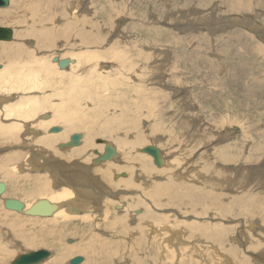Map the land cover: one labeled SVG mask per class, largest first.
Segmentation results:
<instances>
[{
    "label": "rangeland",
    "instance_id": "374dc122",
    "mask_svg": "<svg viewBox=\"0 0 264 264\" xmlns=\"http://www.w3.org/2000/svg\"><path fill=\"white\" fill-rule=\"evenodd\" d=\"M16 1L10 0V5L0 7V11L3 9L6 11L5 9L13 7ZM22 1L24 2V0ZM30 1L32 0H25L26 4L22 2L25 6L22 10L28 9L25 14H30L32 11L30 12L29 8L36 3L39 6L37 15L40 14L41 18L48 15L51 19L53 15L54 18L56 17V20L53 18L54 22L52 23V25L55 24L56 31L54 25L50 27L55 40L53 39L52 45L49 48H44L46 50L43 52H59L66 57L73 56L81 62L80 69L78 68L75 73L72 70V73L70 71L61 72V67L58 65L59 68L56 67L54 72V87L47 86L41 91L36 88V91H40L44 95L52 94L54 100L49 105L55 109L64 108L74 112L77 110H80L81 113L86 112L84 117L87 120L94 119L96 115L97 120L93 121L96 122V126L105 128L108 122L110 127L116 129H112L109 137L98 134L92 139L96 145L95 148L101 146V143L97 142L99 139L105 140L106 138V141L113 142L119 153V157L113 159L115 162L106 160L95 165L91 159L88 164L85 161L84 163L94 166L89 169L92 178L97 176L95 170H104L105 166L110 167L111 170L115 168L112 165H118L117 167L121 168L122 171L117 168L112 170L110 179L103 180L102 184L99 181L97 183L104 184V187L102 186L104 191L99 190L102 196L101 202L108 199L115 202L114 207L116 204L121 206V208L112 207L110 219L113 216H124L126 225L129 227L127 229H130L133 234L129 242L132 240L134 242L130 248L131 244L126 237L127 232L121 228L116 233L111 228L104 229L102 227L99 229L96 225L91 228L79 218L62 220L60 216H30L7 209L4 206L5 198H16L25 204L34 201V198L28 194L34 189L32 183L36 182V176L40 172L33 171L34 167L29 164L31 172L27 171L28 173L25 172V175L19 172L16 177L3 180L0 176V180L7 185L6 191L0 195V245H2L0 248L11 249V254L7 255L8 257L0 253V264H10L19 254L41 248L51 252L49 258L38 264L46 263L56 253V247L39 246L36 239L44 237L43 232L53 229H55L54 237L52 236L50 239L58 241V252L64 251L66 245L68 248L74 244L78 245L81 242L78 240L80 234L90 231L109 242L112 241L113 244L119 242L120 248H123L121 254L115 256L110 264H166L169 258H166L165 252L163 256V247L161 248L159 242L154 243L153 239L148 237L150 236L149 232L153 229L149 226L148 219L145 218L148 212L157 215L156 220L157 223L162 224L160 226L162 230L165 227H170V232H172L170 233L168 228V232H166L167 229L160 230L159 234L164 233L169 237L170 233L172 235L170 238L175 240L180 237L177 234L180 231L186 233H183L186 239L182 242L181 247L186 245L187 249L182 250V253L181 250L179 251L180 246V248L178 246V248H174L175 253L177 254L178 251V254L172 260L174 263L168 264H191L193 261L195 264H264V0H247L251 3V5H246V7H250V11L246 9V12L240 14L237 13L241 11L232 10L230 5L227 7L224 0H187L185 2H177V0H168V2L167 0H54V3L53 0H35L29 3ZM196 3L202 10L204 9L203 16L199 17L194 13ZM72 8H75L76 11ZM190 8H193L192 11ZM209 12L211 14H208ZM206 15L207 17H205ZM184 16L192 20L191 22L194 24L198 23L191 27L188 24V27L181 29L177 24L189 20L183 19ZM1 22L5 23V21ZM95 24L99 29L94 28ZM0 25L11 27L14 31L18 27L17 24ZM195 26L197 27L195 28ZM84 39L88 41H84ZM13 41H19L16 40L14 34L12 41L3 43L10 44ZM27 42H29L28 39ZM43 42L45 43V39ZM37 44L40 46V42L37 41ZM194 45L196 48L193 47ZM258 45L260 48L262 47V51L259 50ZM145 47L147 48L145 49ZM186 52L189 54L187 55ZM3 66L2 61L0 68ZM156 67L160 68L153 69ZM78 74L83 80L79 81L78 86L75 87L73 78ZM62 75L71 76V81L61 80ZM154 76L156 79L153 81L152 77L154 79ZM111 78L117 80L113 87L110 84ZM103 86L105 90H103ZM52 89L55 91L51 92ZM17 93H14V96L20 97L21 92ZM78 93L90 94V96L81 100V108L77 109L72 95ZM61 100L65 102H61ZM107 101L108 103H106ZM125 105L128 107L123 110ZM98 108L101 111L99 109L96 113L95 110ZM48 110L50 111L48 113L52 115L54 110L52 108ZM127 110H129L128 113ZM120 121L122 123H119ZM90 122L92 121L85 122V125L89 127ZM55 126H61L62 129L65 127L63 124ZM78 131L70 132L69 136ZM80 131L85 134V131ZM256 132L260 133L259 137ZM122 137L125 140L128 139L127 142H135L130 144L128 149L125 144H119V138ZM20 140L15 144L0 143V157L8 158L14 155L17 150L19 153L31 152L34 144L23 140V137ZM138 140L141 141L136 143ZM104 144L102 143V147ZM148 144H156L163 151L165 171H160L163 168L154 164L152 156L140 151V148ZM229 146L232 149L229 151L233 153V158L230 162L223 161L221 157L224 149ZM47 149L54 151L53 147ZM57 149L62 153V150L58 147ZM90 151L87 149L85 152L87 156L91 155L92 157L93 152L90 153ZM130 156L131 159L137 161L134 160L132 164L131 159H128ZM139 156L143 157L144 161H141ZM138 161L146 163L151 172L141 173ZM169 161H173V166L167 165ZM109 162L110 164H108ZM207 162L213 164L214 175H211L213 171L204 170L208 167ZM224 162L226 163L224 164ZM202 165H204L203 168H201ZM151 166L152 169H161L152 170ZM196 169L201 180L197 176ZM178 172L181 176L177 175ZM129 173L133 175L130 176ZM143 174L144 176H142ZM207 175L219 177L218 179L225 178L227 186H222L220 180L215 182L209 179V181L203 182L202 179L207 178ZM125 180H128L127 182L133 186H126L127 182H125L123 186L112 187L116 182L119 184ZM165 181L166 183H164ZM50 183L52 186L49 187L50 194L55 195L58 192V187L55 186L51 177ZM155 185H158L156 188L166 187L163 195L149 196L148 188L154 191ZM143 190L148 191L145 193ZM208 195L211 198L213 195H219L218 200L223 207H220L218 203L214 204ZM131 196L133 197L131 198ZM34 197L35 200L41 198V196ZM140 207L145 208L140 209ZM132 214L134 218H132ZM148 218L150 217L148 216ZM137 219L139 220L137 221ZM175 220L177 223L174 222ZM8 222L21 228V236L13 234L8 229ZM102 230L111 233L112 237L109 234H103ZM7 232L9 237H7ZM147 232L148 234H146ZM223 234L225 235L219 240L217 236ZM27 240H32L33 243H28ZM177 242H181V238ZM174 244L176 247L177 243ZM214 247L215 249H213ZM133 248L135 251H132ZM81 252V250H77L69 254L64 259V264H70L69 260L78 255L83 256L84 261L81 264H84L86 256ZM185 260L189 262L186 261V263Z\"/></svg>",
    "mask_w": 264,
    "mask_h": 264
},
{
    "label": "bare ground",
    "instance_id": "6f19581e",
    "mask_svg": "<svg viewBox=\"0 0 264 264\" xmlns=\"http://www.w3.org/2000/svg\"><path fill=\"white\" fill-rule=\"evenodd\" d=\"M29 1V0H28ZM35 0L30 1L34 2ZM155 1V0H154ZM185 2L187 0H177V2ZM22 0H17L16 2H14V6L11 8H7L5 9L6 11H0V24L2 25H15L17 24L18 27L15 29L14 31V37L16 38V40L19 41H13V42H9L10 44H6L3 43L4 41H2V43H0V62L3 61L4 66L2 68H0V143H19V141H21V137H23V140H27L29 143L31 142L32 144H34L33 149L31 150V152H26V153H19L18 150L17 152H15L14 155L9 156L8 158H2L0 157V176L3 179H9L10 177H16L18 175V173L20 172L21 174L25 172L28 173L27 171H30V167L29 164L34 167L33 171H39V175L36 176V182L32 183V187L34 188L33 190H31L29 192V196H32L34 198V201L32 203H26V208H29L36 200L35 197L41 196V198H46L48 199L51 203H56L59 205V208L51 215V217H56V216H60L62 218V220H71V218H79L81 220H83V223H85V225H89L91 228H93V225H96L97 228L101 229L102 227L105 228H111L113 232H116L119 228L126 230V237L128 239V242L131 238V236L133 234L132 231H130V229H127V225H126V219L124 216L121 215V217H114L112 219H110V215L112 214V210L114 207V203L110 200H106L104 199L103 202H101V194L100 191H104L103 185H99V182H103V180H107L110 179L109 176L112 175L111 171L115 170V168L119 169L120 171L121 168L117 167L118 165H112L115 168H112V170L109 168H107L106 166L104 167V170H95V175L98 176V178L96 179L97 176H95L94 178H92V176L90 175V171L89 169H92L94 166H88V162L89 160L92 159V163L93 160L96 156V153L93 152V148L96 147V145L92 142V139L94 138V136H98V134L104 135L106 137H109L110 134L112 133V129L114 127H110L108 122L105 128H100L98 126H96V122L94 123L93 121L97 120L94 116V119H89L87 120L85 116V113H81L80 110L74 112V111H70V110H66L64 108H60V109H55L53 106L49 105L52 103V101L54 100L52 97V94H48V95H44L42 93H40L41 90L45 89L47 86L49 87H54V83H55V76H54V72H55V68L58 67V63L59 60L62 59H68V64L67 66L63 67V69L60 68L61 72H66V71H70L72 73H75L78 71V68L80 69V60H76L75 57L73 56H63L62 53H46L43 52V50H46L44 48H49L50 45H52L53 42V31L50 27H52L53 25L55 26V24L52 25V23L54 22V20H56L54 18L51 19V17L48 15L47 17L44 16L45 18H41V16L37 15V11L39 6L34 3L29 9H30V14L26 13V11H23L22 8L25 7L23 5V3L26 4L25 0L22 3ZM47 2V1H46ZM54 3V0L52 1ZM166 2V1H165ZM168 2V0H167ZM176 2V1H175ZM176 2V4H178ZM13 4V3H12ZM224 4L229 7V5L231 6L232 10H236V11H241L238 12L237 14L240 13H244L246 12V9H248V11H250V7H246V5H251V3L247 0H224ZM10 5V4H9ZM78 6V5H77ZM76 6V7H77ZM75 7V6H74ZM190 7V6H189ZM196 10H195V14L197 16H203L205 14L204 9L202 10V8L200 6L197 5L195 6ZM244 8V11H243ZM26 9V8H24ZM73 9V8H72ZM75 10V8L72 10ZM191 9V8H190ZM188 9V10H190ZM193 9V8H192ZM191 9V11H192ZM216 10V8H215ZM218 10H220L218 8ZM47 11V9H46ZM76 11V10H75ZM222 11V10H221ZM40 12V11H39ZM70 12V11H69ZM70 12V13H71ZM213 12V10H212ZM218 12V11H217ZM233 12V11H232ZM255 12V11H254ZM48 13V12H47ZM193 13V14H194ZM248 13V12H247ZM251 13V12H249ZM257 13V12H256ZM50 14V13H48ZM192 15V13H190ZM203 14V15H202ZM208 14H211V12H209ZM216 14V13H215ZM98 15V14H97ZM96 15V16H97ZM220 15V14H219ZM255 15V14H253ZM259 15V14H258ZM42 16V17H43ZM189 16V15H188ZM215 16V15H214ZM213 16V17H214ZM217 16V15H216ZM232 16V15H231ZM185 17V16H184ZM198 17V18H199ZM207 17V15L205 16ZM209 17V16H208ZM257 17V16H256ZM255 17V18H256ZM191 18V17H190ZM197 18V20H198ZM254 18V19H255ZM260 18V16H259ZM60 19V18H59ZM183 19H189L188 17H185ZM202 19V18H200ZM199 19V20H200ZM230 19V18H229ZM238 19V18H237ZM197 20H195V22H197ZM231 20V19H230ZM239 20V19H238ZM1 21H5V23H2ZM179 21H184V20H179ZM192 20H188L187 22H182V23H178V27L179 28H185L189 26H194L196 24H194L193 22H191ZM215 21V20H213ZM244 22H246L243 19ZM226 22V21H225ZM241 22V21H240ZM255 22V21H254ZM224 23V22H223ZM222 23V24H223ZM235 23V22H234ZM233 23V24H234ZM237 23V21H236ZM251 23V22H250ZM210 24V22H209ZM227 24V23H226ZM232 24V25H233ZM211 25V24H210ZM220 25V24H219ZM198 26V25H197ZM195 26V28L197 27ZM221 26V25H220ZM228 26V25H227ZM206 27V26H205ZM263 27V26H262ZM94 28L97 30L98 26L95 24ZM99 29V28H98ZM210 31H212L210 28H207ZM256 29V27H255ZM56 31V26L55 29ZM190 30V29H189ZM192 30V29H191ZM257 31V30H256ZM259 32V31H258ZM55 33V32H54ZM263 33V32H262ZM223 34V33H221ZM57 35V34H55ZM191 35V34H190ZM262 35V34H261ZM260 35V37H261ZM84 36V35H83ZM86 36V35H85ZM195 36V35H194ZM197 36V35H196ZM239 36V35H238ZM263 36V35H262ZM55 37V36H54ZM191 37V36H190ZM23 38H25L23 40ZM36 38V40L38 42H40V46H38L37 41L34 40ZM85 38V37H84ZM91 38V37H89ZM220 38V37H219ZM27 39L29 40V42H27ZM45 39V43L43 42V40ZM191 39V38H190ZM197 39V37H196ZM262 39V38H261ZM23 40V42H21ZM55 40V39H54ZM91 40V39H90ZM93 40V39H92ZM204 40V39H203ZM207 40V39H206ZM12 41V40H11ZM26 41V43H24ZM84 41H88L87 39ZM193 41V40H192ZM64 42V41H63ZM199 42V41H198ZM201 42V40H200ZM263 42V41H262ZM192 44V43H190ZM229 44V43H228ZM260 45H258L259 47ZM263 46V45H262ZM189 47V46H188ZM195 47V45L193 46ZM94 48V47H93ZM147 47H145L146 49ZM196 48V47H195ZM260 48V47H259ZM262 47L259 49L260 51ZM90 50V49H89ZM256 50V49H255ZM258 51V50H257ZM259 51V53H260ZM187 53V52H186ZM189 54V52L187 53V55ZM147 58V56H145ZM201 57V56H200ZM205 58V57H204ZM212 58V57H211ZM218 58V57H217ZM197 59V58H196ZM226 59V58H225ZM224 60V59H223ZM55 61V62H54ZM99 61V60H98ZM207 61V60H206ZM212 61V60H211ZM222 61V59H221ZM97 62V61H96ZM204 62V61H203ZM209 62V61H207ZM206 62V63H207ZM98 63V62H97ZM222 63V62H221ZM96 64V63H95ZM94 65V64H93ZM99 65V64H97ZM213 65V63H212ZM105 66V65H104ZM220 66V65H218ZM129 67V66H128ZM228 67V66H227ZM226 67V68H227ZM59 68V67H58ZM105 68V67H104ZM160 67H156L153 68L155 70H157ZM229 68V67H228ZM232 68V67H231ZM225 69V67H224ZM72 70V71H71ZM102 70V69H101ZM233 71V70H231ZM98 72V71H97ZM104 72V71H103ZM102 72V73H103ZM128 72V71H127ZM129 73V72H128ZM152 73V72H151ZM229 73H232L229 71ZM101 74V73H100ZM107 74V73H105ZM234 74V72H233ZM69 75V73H68ZM72 75V74H71ZM74 75V74H73ZM72 75V76H73ZM136 75V74H135ZM240 75V74H239ZM79 74L77 75V77L73 78L74 82H75V87L78 86V82L83 80L81 79V75L79 76ZM94 76V75H93ZM161 76V75H160ZM251 76V75H250ZM95 77V76H94ZM101 77V76H100ZM103 77V75H102ZM156 76H154V79L152 77V80L154 81L156 78ZM159 77V76H158ZM165 77V76H164ZM241 77V76H240ZM253 77V76H252ZM255 77V76H254ZM83 78V76H82ZM141 78V76H140ZM161 78V77H160ZM62 79H66L68 81H71V76H66V75H62L61 80ZM165 79V78H164ZM231 79V78H230ZM95 80V79H94ZM237 80V78H236ZM111 87H113V84L116 83V79L111 78ZM119 82L121 83V81L119 80ZM158 82V81H157ZM87 83V82H86ZM100 83V82H99ZM103 82L101 81V84ZM156 83V82H155ZM133 84V83H132ZM137 84V83H136ZM139 84V83H138ZM159 84V83H158ZM161 84V83H160ZM96 87V84H94ZM107 85V84H106ZM102 87V86H101ZM129 87V86H128ZM36 88H39L40 91H36ZM108 88V87H106ZM127 88V87H126ZM130 88V87H129ZM113 89V88H112ZM58 90V89H56ZM103 90L104 86H103ZM55 89H52L51 92H54ZM17 92H21L20 97L19 96H14V93ZM58 92V91H57ZM18 94V93H17ZM47 94V93H45ZM93 94V93H92ZM88 94H83V93H78L76 95H72L73 98V102L77 105V109L81 108V100L86 99V97H89L90 94L87 96ZM125 96V95H124ZM17 97H19L18 99H16ZM114 98V97H113ZM16 99V100H15ZM111 99V98H110ZM107 100V99H106ZM61 102H65L63 100H61ZM90 103V102H89ZM105 103V102H104ZM108 103V101L106 102ZM110 103V102H109ZM114 103V101H113ZM91 104V103H90ZM111 104V103H110ZM107 105V104H106ZM115 105V104H113ZM120 105V104H119ZM103 106H105L103 104ZM100 107V106H99ZM127 105H125V107L123 106V110L124 108L127 109ZM132 107V105H131ZM189 107V106H188ZM53 109L54 112L52 115H50V113H48V109ZM133 108V107H132ZM88 109V107H87ZM90 109V107H89ZM100 108L98 109H94L96 113H98ZM52 110V111H53ZM73 110V109H72ZM76 110V109H75ZM103 110V109H102ZM133 110V109H132ZM135 110V109H134ZM45 111V112H44ZM47 111V112H46ZM51 111V112H52ZM57 111H59L60 113H58ZM101 111V109H100ZM105 112V110H103ZM102 111V114H103ZM129 110H127L126 112L128 113ZM50 112V111H49ZM88 112V111H87ZM90 112V111H89ZM95 113V114H96ZM93 114V113H92ZM100 114V112H99ZM101 115V114H100ZM112 116L114 114H111ZM116 115V114H115ZM99 116V115H98ZM110 116V115H109ZM108 116V117H109ZM97 117V116H96ZM102 117V116H101ZM51 118V119H50ZM99 118V117H98ZM113 118V117H112ZM118 118V117H117ZM116 118V119H117ZM11 119H13L14 121H12ZM44 119H50V120H45L42 121ZM100 119V118H99ZM111 119V118H110ZM115 120V119H113ZM119 120V119H118ZM90 122V126L88 127V125H85V122L88 123ZM115 122V121H114ZM117 122V121H116ZM119 123H122V121H120ZM56 124H63L65 125V127H63V129H61V132L59 133H51L49 132V129L52 126H55ZM114 124V123H112ZM111 124V126H112ZM115 125V124H114ZM61 127V126H60ZM120 127V124H119ZM123 127V126H122ZM62 128V127H61ZM100 128V129H99ZM115 129V128H114ZM203 129V128H202ZM77 130H83L85 131V134H82V138H81V144L78 146H64V143H67L70 141V137L69 133L72 131H77ZM116 130V129H115ZM78 131V132H79ZM82 131V132H83ZM118 131V130H117ZM131 131V130H130ZM205 131V130H204ZM81 132V131H80ZM79 132V133H80ZM114 133V132H113ZM257 133V132H256ZM258 137L260 136V133H257ZM84 135V136H83ZM206 135V134H204ZM102 136V137H104ZM121 136V135H120ZM128 136V135H127ZM125 136V137H127ZM230 136V135H229ZM262 136V135H261ZM118 137V136H117ZM111 138V137H110ZM231 138V137H229ZM127 139V138H126ZM131 139V138H130ZM106 140V138H105ZM112 140V139H111ZM115 140V138H114ZM128 140V139H127ZM127 140H125L123 137L117 138V141L119 142V144H125L128 149L129 146H131L130 144L134 143V142H127ZM94 141V140H93ZM141 140L136 141V143H139ZM110 142V141H109ZM113 143V142H112ZM100 144V143H99ZM118 144V143H117ZM225 144V142H224ZM28 145V144H27ZM95 145V146H94ZM101 146H99L98 149L101 153L104 151V146L102 147V143L100 144ZM32 147V146H31ZM54 148L52 150H49L47 148ZM57 147L62 150V153L59 152V150L57 149ZM228 148V149H227ZM30 149V148H29ZM91 150V152H93V155L91 157L87 156L86 154V150ZM131 149V148H130ZM232 150L231 147H225L224 149V153L221 157V160L223 161H227L230 162V160L233 158L232 155L233 153L231 151ZM118 151V149H117ZM131 151V150H129ZM140 153V151H138ZM138 153V154H139ZM126 155V153H124ZM128 154V152H127ZM142 154V153H141ZM167 154V153H166ZM165 154V155H166ZM129 155V154H128ZM131 155V154H130ZM137 155V154H136ZM143 155V154H142ZM173 155V154H171ZM119 157V156H118ZM127 157V156H124ZM129 157V156H128ZM140 157V156H139ZM168 157V155H167ZM172 157V156H171ZM183 157V156H182ZM133 158V157H132ZM141 161H144L142 158L140 157ZM148 158V157H147ZM129 160L131 159L128 158ZM149 159V158H148ZM167 159V158H166ZM198 159V158H197ZM120 160V158H119ZM136 160V159H134ZM133 159H131L132 164H133ZM153 160V158H152ZM151 160V161H152ZM169 160V159H168ZM210 160V158H209ZM84 161L87 163L85 164ZM113 161V160H112ZM121 161V160H120ZM137 161V160H136ZM139 162L140 164V170L141 173L142 172H146L145 174H147V172H151L148 170V166L146 163H142ZM175 161V160H174ZM115 162V161H113ZM118 162V161H116ZM178 162V161H177ZM126 163V162H125ZM135 163V162H134ZM137 163V162H136ZM226 162H224L225 164ZM107 164V163H106ZM110 164V162L108 163ZM112 164V163H111ZM172 165L173 161H169L167 165ZM96 165V164H95ZM99 165V164H98ZM137 165V164H136ZM206 165L208 167H206L204 170L205 171H213L212 167L213 164H211L210 162H207ZM228 165V164H227ZM131 166V165H130ZM164 166V165H163ZM163 169L161 168H157V169H151L152 170H159L160 171H165V167H163ZM173 166V165H172ZM204 165H202L201 168H203ZM226 166V165H224ZM31 167V168H32ZM92 167V168H91ZM99 167V166H98ZM167 168V167H166ZM169 168V167H168ZM116 169V171H117ZM150 169V170H151ZM215 169H217L215 167ZM224 169V167H223ZM229 169V168H228ZM226 169V170H228ZM43 170H47V171H43ZM134 170V169H133ZM132 170V171H133ZM170 170V169H169ZM16 171V172H15ZM44 173H43V172ZM159 171V172H160ZM168 171V170H167ZM166 171V172H167ZM171 171V170H170ZM197 171V176H199V178L201 177L198 170ZM216 171V170H215ZM223 171V170H222ZM225 171V170H224ZM31 172V171H30ZM93 172V173H94ZM125 172V171H124ZM134 172V171H133ZM190 172V171H189ZM113 173V172H112ZM116 173V172H115ZM118 173V172H117ZM121 173V172H120ZM119 173V174H120ZM123 173V172H122ZM128 173V172H127ZM135 173V172H134ZM140 173V174H141ZM156 173V172H155ZM162 173V172H161ZM208 173V172H207ZM46 174V175H45ZM130 176L131 173H129ZM138 174V173H137ZM23 175V176H24ZM29 175V174H28ZM28 175H26L27 177H29ZM117 176H119L118 174H116ZM122 175V174H120ZM128 175V174H127ZM155 175V174H154ZM158 175V174H157ZM179 175V172L178 174ZM211 175H214V171L211 172ZM217 175V174H216ZM219 175V174H218ZM21 176V175H20ZM129 176V175H128ZM144 176V174L142 175ZM181 176V175H179ZM188 176V175H187ZM50 177L52 179L53 182H55V186L58 187V192L55 195H51L50 194ZM111 177V176H110ZM123 177V176H121ZM134 177V176H133ZM141 177V176H139ZM138 177V179H139ZM158 177V176H157ZM154 177V178H157ZM219 177H221L219 175ZM218 177V178H219ZM115 178V177H113ZM131 178V177H130ZM142 178V177H141ZM147 178V177H145ZM152 178V177H151ZM161 178V177H160ZM216 177H209L207 175V178H203L202 181L203 182H207L209 181V179H212L213 181L217 182L218 180L221 181V185L223 186H227L225 183V178L222 179H218ZM16 179V178H15ZM25 179V178H24ZM31 179V178H29ZM127 179V178H126ZM132 179V178H131ZM135 179V177H134ZM162 179V178H161ZM114 180V179H113ZM137 180V179H136ZM158 180V179H157ZM167 180V179H166ZM179 180V178H178ZM201 180V178H200ZM1 181V180H0ZM97 181H99L97 183ZM110 181V180H109ZM128 181V180H127ZM122 181V183H116L113 184V188L116 187H120L126 184V186H133V184H130L129 182ZM150 181V180H149ZM4 182V181H3ZM107 182V181H106ZM127 182V183H125ZM153 182V181H152ZM202 182V183H203ZM125 183V184H124ZM132 183V182H131ZM156 183V182H155ZM166 183V181L164 182ZM6 184V183H5ZM109 184V182H108ZM144 184V183H143ZM142 184V185H143ZM146 184H148V182H146ZM157 184V183H156ZM160 184V183H159ZM200 184V183H199ZM153 185V183H152ZM168 185V184H167ZM103 186V187H102ZM158 185L154 186V191H151L150 188H148V190L150 191L149 196H160L163 195L164 190L166 189V187H160V188H156ZM52 187V186H51ZM146 187V186H145ZM149 187V186H148ZM109 188V187H108ZM123 188V187H121ZM136 188V187H134ZM140 188V186L138 187V189ZM147 188V187H146ZM170 188V187H169ZM6 189H7V185H6ZM105 189V188H104ZM126 189V187H125ZM123 189V190H125ZM100 190V191H99ZM107 190V189H106ZM112 190V189H111ZM142 190V189H141ZM146 190V192L148 191ZM109 191V190H108ZM129 191V190H127ZM134 191V190H132ZM136 191V190H135ZM106 192V191H105ZM118 192V191H117ZM121 192V191H120ZM143 192H145L143 190ZM145 192V193H146ZM142 193V192H141ZM113 194V193H112ZM121 194V193H120ZM132 194V193H131ZM143 194V193H142ZM1 195V194H0ZM116 195V194H115ZM136 195V194H135ZM144 195V194H143ZM117 196V195H116ZM140 196V195H139ZM145 196V195H144ZM219 196V195H218ZM218 196L217 195H213L212 198L208 195V197L214 202V204L220 205V207H223L222 204L219 202L218 200ZM114 197V196H113ZM133 196H131L132 198ZM106 198V197H105ZM125 198V197H124ZM136 198V197H135ZM140 198V197H139ZM147 198V197H146ZM221 198V197H220ZM27 199V198H26ZM37 199V198H36ZM38 200V199H37ZM128 200V199H127ZM132 200V199H131ZM134 200V199H133ZM150 200V199H149ZM22 201V200H21ZM122 201V200H121ZM135 201V200H134ZM255 201V200H254ZM136 202V201H135ZM150 202V201H149ZM25 203V202H24ZM122 203V202H121ZM125 203V202H124ZM123 203V204H124ZM127 203V202H126ZM137 203V202H136ZM155 203V202H154ZM133 204V203H132ZM144 204V203H143ZM142 204V205H143ZM136 205V204H133ZM154 205V204H153ZM151 206V205H150ZM115 207H120V205L116 204ZM114 207V208H115ZM123 207V206H122ZM124 207H127L124 205ZM136 207V206H135ZM130 208L131 205H130ZM145 208V207H142ZM140 207V209H142ZM153 208V207H152ZM123 209V208H122ZM150 209V208H149ZM128 210V209H127ZM131 210V209H130ZM133 210V209H132ZM145 210V209H143ZM155 210V209H154ZM15 212V211H13ZM114 212V211H113ZM117 212V211H116ZM129 211H127V214ZM133 212V211H132ZM143 212V211H141ZM145 212V211H144ZM18 213V212H17ZM126 213V212H124ZM137 213V212H136ZM135 213V214H136ZM157 213V212H155ZM160 213V212H159ZM252 213V212H251ZM158 214V213H157ZM139 215V214H138ZM137 215V216H138ZM150 218H148V216ZM146 217L148 219V224L149 226H151L152 230L149 232L151 239H153V242H159L161 244V248H162V254L164 256V252L166 253V258L168 259V263H172L174 257L178 254L175 253L176 252V248H178L179 246L181 247L182 242H184V240L186 239V236L184 234L186 233H181V231L177 234H179V238H181V242H177V240H179V238L173 240L170 237L172 236L170 233L171 229L170 227H168L169 230V237L167 236V234H159L161 233L160 230H162V228L160 227L162 224L157 223L158 221L156 220V216L153 213H147ZM162 215V214H161ZM164 215V214H163ZM131 216V215H130ZM174 216V215H173ZM127 217V216H126ZM163 217V216H162ZM161 217V218H162ZM132 218L133 214H132ZM131 218V219H132ZM136 218V217H135ZM140 218V217H139ZM165 218H167L165 216ZM102 219V220H101ZM57 220V218H56ZM139 219H137L138 221ZM143 220V219H142ZM141 220V222H143ZM247 220V219H246ZM3 221V219H2ZM6 221V220H5ZM8 221V220H7ZM130 221V220H129ZM136 221V220H135ZM153 221V222H152ZM177 220H175L174 222H176ZM184 221V220H183ZM56 222V221H55ZM59 222V221H58ZM152 222V223H151ZM171 222V221H170ZM5 223V222H4ZM9 223V222H8ZM133 223V222H132ZM137 223V222H136ZM155 223V224H154ZM172 223V222H171ZM177 223V222H176ZM182 223V222H181ZM7 224V223H6ZM56 224V223H55ZM128 224V223H127ZM130 224V223H129ZM174 224V223H173ZM8 229L15 235L21 236L20 233L22 232L21 228L18 225H14L11 224V222L8 224ZM180 225V224H179ZM2 226V224H1ZM6 226V225H5ZM135 226V225H134ZM139 226V225H137ZM7 227V226H6ZM17 227V228H16ZM164 227V226H163ZM229 227V226H228ZM129 228V227H128ZM168 228H163L162 231L168 232ZM183 228V227H182ZM211 228V227H210ZM208 228V229H210ZM135 229V228H134ZM227 229V228H226ZM234 229V228H233ZM3 230V229H2ZM110 230V229H109ZM148 230V228H147ZM184 230V228H183ZM223 230L225 231V228H223ZM103 231V230H102ZM111 231V232H112ZM5 232V231H4ZM61 232V231H60ZM59 232V233H60ZM138 232V231H137ZM174 232V231H173ZM10 233V232H9ZM53 233H55V229L51 230V231H47V232H43V236L42 238H37L36 242L39 244V246H52L53 248L56 247V253L53 255V257H51L46 263L44 264H64L63 261H65L64 259L71 253H74L77 250H81V254H85L86 256V261L84 262V264H110L112 259L121 254V249L119 246V242L113 244V242H109L107 239L102 238L98 235H95L93 232H83L80 234L79 236V244L76 245L74 244L73 246H71L70 248H68V246L66 245V249H63L64 251L62 252H58L57 246H58V241L56 240H52L50 239V237H54ZM103 234L107 235L109 234L110 236L112 235L111 233H107V232H102ZM117 233V232H116ZM136 233V232H135ZM3 234V232H2ZM23 234V233H22ZM121 234V233H120ZM145 234V233H144ZM148 234V232L146 233ZM174 234V233H173ZM176 234V235H177ZM207 234V233H206ZM60 235V234H59ZM115 235V234H114ZM138 235V234H137ZM141 235V234H140ZM163 235V236H162ZM225 234H223L222 236H217V238H223ZM58 236V235H57ZM61 236V235H60ZM104 236V235H103ZM143 236V235H142ZM252 236V235H251ZM7 237H9L8 232H7ZM112 237V236H111ZM135 237V236H134ZM138 237V236H137ZM178 237V235L176 236ZM185 237V238H184ZM206 237H209L208 235H206ZM107 238V237H106ZM115 238V237H114ZM145 238V237H144ZM170 238V239H169ZM191 238V237H190ZM7 239V238H6ZM9 239V238H8ZM134 239V238H133ZM140 239V238H139ZM141 240V239H140ZM220 240V239H219ZM59 241H61L59 239ZM120 241V239H119ZM122 241V240H121ZM142 241V240H141ZM26 242L28 243H33L32 240H27ZM40 242V243H39ZM62 242V241H61ZM60 242V243H61ZM134 242V240H132L131 242H129V244H131L130 248H132V243ZM250 242V241H249ZM126 243V242H125ZM138 243V242H137ZM144 243V242H143ZM176 247H175V244ZM179 243V245H178ZM196 243V242H194ZM123 244V242H122ZM159 244V245H160ZM164 244V245H163ZM12 245V244H11ZM124 245V244H123ZM155 245V244H154ZM153 245V247H154ZM2 246V245H0ZM5 246V245H4ZM60 246V245H59ZM126 246V245H125ZM128 246V247H129ZM178 246V247H177ZM213 246V245H212ZM258 246V245H257ZM256 246V247H257ZM63 247V246H62ZM179 247V248H180ZM217 247V246H216ZM219 247V246H218ZM262 247V246H261ZM6 248V247H5ZM61 248V246H60ZM157 249V245L155 247ZM159 248V247H158ZM175 248V249H174ZM151 249V248H150ZM185 249H187L186 245H182L181 249H179V251L183 250L185 251ZM215 249V247L213 248ZM254 249V248H253ZM260 249V248H259ZM11 250V249H10ZM10 250L7 249H1L0 248V253H2L3 255H5V257H8L7 255L11 254ZM217 250V249H216ZM215 250V251H216ZM261 250V249H260ZM264 250V249H263ZM263 250H261L263 252ZM129 251V250H128ZM132 251H135L134 248ZM182 251V253H183ZM258 251V250H257ZM158 252V251H157ZM217 252V251H216ZM156 253V252H155ZM160 253V251L158 252ZM181 253V256H182ZM185 253V252H184ZM127 254V253H126ZM262 254V253H261ZM123 255V254H122ZM180 255V254H179ZM192 255V254H191ZM10 256V255H9ZM13 256V255H12ZM180 256V258H181ZM217 256V255H216ZM188 257V256H187ZM13 258V257H12ZM185 258V257H184ZM217 258V257H216ZM160 259V258H159ZM8 260V259H7ZM141 260V259H140ZM164 260V259H163ZM176 260V259H175ZM261 260V259H260ZM4 261H6L4 259ZM10 261V260H9ZM180 261V260H179ZM182 261V260H181ZM189 262L188 260H185V262ZM192 261V260H191ZM190 261V262H191ZM218 261V260H217ZM221 261V260H220ZM225 261V260H224ZM8 262V261H7ZM166 262V261H165ZM177 262V261H176ZM183 262V263H185ZM186 262V263H187ZM222 262V261H221ZM237 262V261H236ZM117 263V261H116ZM174 263V262H173ZM194 263V261H193ZM191 263V264H193ZM182 264V263H180ZM189 264V263H188ZM195 264V263H194ZM197 264V263H196ZM199 264V263H198Z\"/></svg>",
    "mask_w": 264,
    "mask_h": 264
},
{
    "label": "water",
    "instance_id": "95a60500",
    "mask_svg": "<svg viewBox=\"0 0 264 264\" xmlns=\"http://www.w3.org/2000/svg\"><path fill=\"white\" fill-rule=\"evenodd\" d=\"M10 4V0H0V7H7ZM13 29L7 26L0 25V41H10L13 38ZM59 66L61 68L67 66L68 59L59 60ZM60 126H52L49 132H59L61 131ZM82 133L75 132L71 134L70 141L64 143V146H78L81 144ZM98 143H105L104 151L101 153L98 149H94L93 152L96 153L94 158V164H98L102 161L113 160L119 156L116 146L109 141L99 139ZM140 151L145 152L152 156L153 162L156 166L162 167L165 163L164 153L159 146L156 144H148L142 148ZM123 175V174H122ZM6 191V184L0 181V194ZM4 206L9 210H14L21 212L30 216H51L58 208L59 205L56 203H51L48 199L42 198L36 200L29 208H26V204L16 198H5ZM51 252L47 249L41 248L39 250L30 251L27 253H21L10 264H38L49 258ZM84 261L83 256H75L69 260L70 264H81Z\"/></svg>",
    "mask_w": 264,
    "mask_h": 264
}]
</instances>
